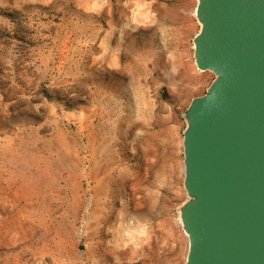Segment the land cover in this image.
Segmentation results:
<instances>
[{"label":"rangeland","instance_id":"obj_1","mask_svg":"<svg viewBox=\"0 0 264 264\" xmlns=\"http://www.w3.org/2000/svg\"><path fill=\"white\" fill-rule=\"evenodd\" d=\"M197 0H0V264H184Z\"/></svg>","mask_w":264,"mask_h":264},{"label":"water","instance_id":"obj_2","mask_svg":"<svg viewBox=\"0 0 264 264\" xmlns=\"http://www.w3.org/2000/svg\"><path fill=\"white\" fill-rule=\"evenodd\" d=\"M194 15V61L214 77L183 112L184 264H264V0Z\"/></svg>","mask_w":264,"mask_h":264}]
</instances>
